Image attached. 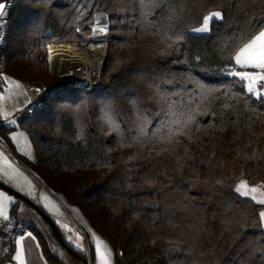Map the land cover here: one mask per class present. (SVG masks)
Here are the masks:
<instances>
[{
    "label": "trees",
    "instance_id": "obj_1",
    "mask_svg": "<svg viewBox=\"0 0 264 264\" xmlns=\"http://www.w3.org/2000/svg\"><path fill=\"white\" fill-rule=\"evenodd\" d=\"M11 1L0 86L3 73L61 81L47 79L48 45L77 47L95 15L106 14L107 32L91 38L106 45L99 85L50 94L18 123L36 154L23 162L80 210L115 263L119 251L128 264H264V205L234 191L241 179L264 182V101L227 74L232 50L264 26V0ZM211 10L224 18L191 34ZM202 97L211 103L196 116L195 137L170 138ZM11 129H0L9 147ZM30 227L47 260L60 264Z\"/></svg>",
    "mask_w": 264,
    "mask_h": 264
},
{
    "label": "crops",
    "instance_id": "obj_2",
    "mask_svg": "<svg viewBox=\"0 0 264 264\" xmlns=\"http://www.w3.org/2000/svg\"><path fill=\"white\" fill-rule=\"evenodd\" d=\"M102 24L105 25L106 22ZM3 83L4 78L2 76L1 84ZM245 83L246 82H244V84ZM0 90H2L1 86ZM12 101L13 102L11 104H7L0 100V112H6L9 116L17 109L25 106L27 104L28 97L22 98L19 101L12 97ZM0 116L3 117V115ZM12 125L13 124L7 122L0 125V129H4V127L12 128L8 133L11 147H8V144L6 145L0 139V168L4 167L3 157L6 156L9 162L15 168L19 169L21 173H23V176H18L14 180L9 181L6 177L0 174V189H10L19 194L16 195L10 190L6 192L7 194L5 195L13 198V202L7 205L6 210L8 212V216H13L15 219L25 222L29 225V228H27L18 235L13 244L10 256L8 258H4V245L3 242L0 241V264H17V261H15L13 257L15 256L18 248L16 241L21 239L25 251L26 264H53L48 261L45 257L40 239L30 226H33L40 233L49 251L51 252V254H53L60 260V264H66V262L70 264H80L74 261L72 253H70L67 248L77 250L83 255L89 252L91 256L90 264H97L93 242L90 239V233L92 232H95L96 235H98L104 241L107 242L108 246L112 250V264H116L115 253L111 245L105 238H103L100 234H98L95 230L90 227L87 220L81 214L80 210L77 207L68 204L61 196H59V198L62 199L64 203L63 205L59 203L52 195V193H50L30 172L29 168L26 166V164L23 162V160L21 159V157H19L18 154L28 156L31 160H34L36 157L34 148L27 134H23V131L17 132L21 130L16 129V127ZM17 127L22 128L19 123L17 124ZM13 136L16 137L15 141L12 139ZM24 177H26L27 180H25ZM242 180L246 181L249 186H262L261 191L256 193L255 195L257 196V199L264 198V182L260 180L248 181L245 179H241L236 183V185L239 184ZM44 197H47L48 199L45 200ZM14 203L15 210L14 212H11L10 208ZM52 204L56 205L59 208L58 214L54 210H49L52 207ZM35 206L42 210L54 223L62 242L59 241L57 235L55 234L50 224L39 213ZM39 220H43L45 224H41ZM57 220L60 221V224L56 223ZM63 225H68V227L71 228L73 231H68L66 228L62 227ZM76 233H80L84 237L83 244L85 251L83 252L75 248L73 244L69 243L66 239V237L69 235L73 236V239H75ZM89 243L91 244V250L89 249ZM62 247L65 249L66 252H63L64 250Z\"/></svg>",
    "mask_w": 264,
    "mask_h": 264
},
{
    "label": "snow or ice",
    "instance_id": "obj_3",
    "mask_svg": "<svg viewBox=\"0 0 264 264\" xmlns=\"http://www.w3.org/2000/svg\"><path fill=\"white\" fill-rule=\"evenodd\" d=\"M158 2V0H157ZM5 4L0 3V16L4 14ZM213 18L217 20H222L224 14L222 11H213L209 15L203 17L202 24L199 27L191 29L196 33H207L210 31V22ZM80 29L77 28V32ZM93 34L106 33L107 25L100 26L97 21V26L91 29ZM100 45H95L99 47ZM234 55H230V67L227 69V74L238 78L241 82H246L244 84L246 91L258 100L264 101V26L257 28L253 33L247 38L240 41L238 45L232 50ZM4 80H8L4 77ZM10 84L15 85L17 88L20 84L16 81H11ZM206 101V103H204ZM211 103V98L202 97L201 101H198L195 107L189 108V111L184 115V118L177 122V126L169 134L170 138L177 137H195L196 133L199 131L197 125L196 116L207 115L208 112L204 111L207 105ZM203 105V106H202ZM4 119L7 120L8 114L6 112H0ZM9 123H15V121H9ZM143 131V129H141ZM59 131V130H58ZM12 139L15 141L16 137L13 136ZM4 167L0 168V174L6 177L9 181L14 180L18 176H23V173L19 169L15 168L5 156L3 157ZM27 180L26 177H24ZM30 183V182H29ZM220 183V181H217ZM262 186H249L246 181H240L236 185L234 191L242 197L251 198L259 205H264V198L257 199L256 193L261 191ZM0 197L3 198V203L0 204V217L3 220L8 221L9 216L7 212V205L13 202V198L0 192ZM47 200V197H44ZM51 203V202H49ZM50 211L54 210L57 214L59 213V208L52 204ZM259 216V227L264 229V210H261L258 214ZM60 224V221H56ZM68 231H73L68 225H63ZM67 241L80 251H85L83 239L84 237L80 233L75 234V239L73 236L69 235L66 237ZM90 239L93 242V247L95 250V256L97 264H112V250L108 246L107 242L101 237L96 235L95 232L90 233ZM18 248L13 259L17 261V264H26L25 251L23 247V242L21 240L16 241ZM261 259H264V251L261 252Z\"/></svg>",
    "mask_w": 264,
    "mask_h": 264
},
{
    "label": "built area",
    "instance_id": "obj_4",
    "mask_svg": "<svg viewBox=\"0 0 264 264\" xmlns=\"http://www.w3.org/2000/svg\"><path fill=\"white\" fill-rule=\"evenodd\" d=\"M3 3L5 4V8H4L3 16H0V49L4 42V35H5L6 28H7V18L9 15V9L12 4V1L5 0L3 1ZM101 63H102V57L99 60L97 71L99 70ZM2 70H3V66H2V61L0 58V75L2 73ZM93 70L94 68L92 69V71ZM50 72L52 73V71ZM91 72H90V75H91ZM59 78L61 81L48 84V85H40L34 82H26L25 87H26V90L29 96V100L27 104L17 109L13 113H11L7 117V120H5L3 117L0 116V125L4 124L8 120L20 121L22 119H27V118L32 117L42 107L45 106L46 100L50 94H53L55 92H58V91H61L67 88H71V87L84 88L85 86H88V85H94V86L99 85L98 79L94 77L93 80H90V76L86 82H81V81L74 82L73 79L70 77L63 78L59 76ZM27 227H28V224H26L23 221L15 219L13 216H9L8 221H5L3 220L2 217H0V241L3 242L5 254H9L10 256V253L12 251V247H13V244L16 238L18 237L20 233L26 230ZM117 258H118V264H128L127 260L121 255L119 251L117 252Z\"/></svg>",
    "mask_w": 264,
    "mask_h": 264
},
{
    "label": "rangeland",
    "instance_id": "obj_5",
    "mask_svg": "<svg viewBox=\"0 0 264 264\" xmlns=\"http://www.w3.org/2000/svg\"><path fill=\"white\" fill-rule=\"evenodd\" d=\"M1 2H3V1H0V3ZM213 11H219V10H211L208 13H206L204 16L209 15ZM213 19H215V18H213ZM97 21L99 22V25L100 26H103L102 23L106 22V14L105 13H102V12L97 13L95 15V24H94L93 27L97 26ZM201 24H202V22L198 26H195L193 28L199 27V26H201ZM193 28H191V29H193ZM191 29H190V33L193 34V35L206 34V33H196V32H193ZM207 33H209V32H207ZM104 34L105 33H97V34L94 35L93 32H91V34L89 36H87L86 39L84 41H82V43H80V44L79 43H76L78 45L76 48L88 52L87 53V56H89L88 58L91 60V62L93 64L94 70H93V72H91L90 80H93L94 79V74L97 72V68H98V65H99L98 64L99 63V60H100L101 57L103 59V55L105 53V48H106V45H105L104 42H102V41H94L91 38L92 37H95V36H103ZM95 45H100V46L99 47H95ZM48 57H49V55H47V58ZM101 64H100L99 70L101 69ZM48 71H49V74L50 75L48 74V78L47 79H49V80H53L54 79L53 76H57V77L61 76V77H63L60 73L54 72V71L50 70V59L49 58H48ZM50 71H52V73ZM2 76H3V78L4 77H7L8 78L7 81L4 80V83L1 84V89L2 90H0V100L2 102L7 103V104H11L13 102L12 101V97H14L18 101L21 100L22 98H26V97H28V100H29V96H28V93H27L25 84L21 80H18L16 78H14V77H12V76H10L8 74H4V73L2 74ZM11 81H16L17 83H19L20 84V87L17 88L15 85L10 84ZM9 121H15V120H8L7 123H9ZM10 124H13L12 126H15L16 129L21 130V131H17V132H22L23 131L24 132L23 134H27V132H25L22 129L23 127L22 128L17 127L18 121H15V123H10ZM0 133H1V131H0ZM27 136H28V134H27ZM0 139L7 145L6 141L1 136V134H0ZM18 155H19V157H21L25 161L31 160L28 156H25V155H22V154H18ZM34 177H36V176L34 175ZM0 190H1L0 192H3L4 194H7L6 192L9 191L8 189H0ZM53 196L55 197V199L59 203H61L63 205V203H64L63 200L60 199L57 194L56 195L53 194ZM2 203H3V198L0 197V204H2ZM39 222H41V224H43V225L45 224L43 220H39ZM27 228H29V225H28ZM63 250H64L63 252H66L64 248H63ZM63 254H66V253H63ZM85 256L87 258L88 264H90V260H91L90 253L88 252L87 254H85ZM66 264H70V263L66 262Z\"/></svg>",
    "mask_w": 264,
    "mask_h": 264
},
{
    "label": "bare ground",
    "instance_id": "obj_6",
    "mask_svg": "<svg viewBox=\"0 0 264 264\" xmlns=\"http://www.w3.org/2000/svg\"><path fill=\"white\" fill-rule=\"evenodd\" d=\"M87 53L67 43L50 44L48 45L50 69L60 73L64 78H72L74 82H86L93 69Z\"/></svg>",
    "mask_w": 264,
    "mask_h": 264
},
{
    "label": "water",
    "instance_id": "obj_7",
    "mask_svg": "<svg viewBox=\"0 0 264 264\" xmlns=\"http://www.w3.org/2000/svg\"><path fill=\"white\" fill-rule=\"evenodd\" d=\"M3 185V184H2ZM4 186V185H3ZM10 190V189H9ZM10 191H12V190H10ZM12 192H14L16 195H19L17 192H15V191H12ZM35 208L39 211V213L47 220V222L50 224V226L52 227V229L54 230V232H55V234L57 235V237H58V239H59V241L60 242H62V240H61V238H60V235H59V233H58V230H57V228L55 227V225H54V223L49 219V217L42 211V210H40L37 206H35ZM68 249V251L70 252V253H72L73 255H75V256H79L77 253H75L72 249H70V248H67ZM82 258V257H81Z\"/></svg>",
    "mask_w": 264,
    "mask_h": 264
}]
</instances>
